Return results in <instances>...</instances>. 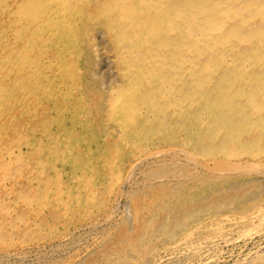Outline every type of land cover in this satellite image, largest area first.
Masks as SVG:
<instances>
[{"label": "bare ground", "instance_id": "1", "mask_svg": "<svg viewBox=\"0 0 264 264\" xmlns=\"http://www.w3.org/2000/svg\"><path fill=\"white\" fill-rule=\"evenodd\" d=\"M47 1L0 5V14L9 13L8 29L0 36L1 68L28 70L32 80L39 73L40 83L52 79L59 91L69 79L64 62L73 54H85L79 46L84 42L115 66L125 84L104 93L102 113L86 126L91 143L77 146L94 159L112 136L122 143L121 152L110 151L100 169V186L110 190L104 206L98 203L100 186L95 181L92 186H76L71 203L59 199L68 182L79 180L78 173L92 180L89 161L80 170L66 159L50 169L36 162L35 176L25 183L30 192L43 182L49 188L50 173L57 174V197L53 195L48 206H62L73 221L87 216L65 238L78 229L92 237L100 223L114 219L90 252L89 264H264V249L245 251L251 242L264 245V0H102L103 6L90 13L53 4L59 0ZM28 23L29 35L40 29L46 36L33 45L42 51V65L30 64L28 45L18 46L21 25ZM108 38H113L115 48L109 47ZM101 67L95 65L93 72ZM12 80L14 92L22 94L24 78ZM1 96L3 106L6 98ZM54 100L45 93L32 107H24L26 120L37 122L36 111L47 112ZM78 107L58 106L48 117L65 118L68 111L75 113L84 105ZM4 111L2 116L10 118L11 109ZM54 123L45 117L44 124L36 126L34 134L42 143L50 138ZM167 152L187 168L162 171L158 177L159 172H153L154 179L142 188L146 194L129 195L136 202L133 224L118 221L116 206L127 188L134 187L133 176ZM15 156L13 149L0 150V164L21 166ZM63 174L69 181L62 185ZM15 178L1 174L0 181L18 183ZM82 195L89 198L86 203L79 199ZM30 203L18 202L11 212L20 208L30 215L18 231L39 234L43 224H32L30 218L43 213H31ZM99 215L95 226L92 220ZM4 234L10 238L12 232ZM227 258L232 261L225 263Z\"/></svg>", "mask_w": 264, "mask_h": 264}, {"label": "rangeland", "instance_id": "2", "mask_svg": "<svg viewBox=\"0 0 264 264\" xmlns=\"http://www.w3.org/2000/svg\"><path fill=\"white\" fill-rule=\"evenodd\" d=\"M25 1L26 0H0V5L4 7H16L24 5ZM49 1L52 0H48L47 2ZM53 4L69 8L73 11L86 9L90 13L91 10H99L104 3L102 0H89L87 3L83 2V0H59V2ZM8 17L9 13L6 15L0 14V36L8 29ZM83 25L85 24L83 23ZM30 29H32V27L29 26V23L28 27L27 24L21 25V41L18 43V46L28 45L31 49L29 52L30 64L38 66L40 63L42 65V61H44V59H42V51L37 50L33 45L43 42L46 36L41 34L40 29H37V31L33 30L29 35L28 31ZM108 40L109 47L115 48L113 38H108ZM68 45L70 48L75 49V46L71 43ZM79 46L80 48L86 49L87 52L81 56L73 54V56H70L67 61L64 62L65 64L63 66L61 65L69 79L62 85L59 91L53 84L52 79H45L43 83H40V77L42 76L39 73L37 77L35 76L36 79L32 80L28 70L25 72V69L10 68V65L5 68H1L0 66V77L4 78V80L0 81V92L3 93L0 95L6 98L3 106H0V150H15V158H20L23 162V164L17 168L10 165L3 167V165L0 164V176L1 174H11L16 177L15 179H19L18 183L13 180V182L9 181L3 184L0 181V264H76L77 262L79 264H89L92 258V251L98 246V241L103 238L104 234L108 233V225L114 222V219H112L109 221L111 224L102 225L100 223L99 226H97V223L101 221V215H99L92 220L94 222L96 221L95 226L98 227L94 228L92 237H88L84 229H78L71 236L65 238V234H69L75 225L85 221L87 216H79L73 221L63 211L62 206H58L55 209H51L48 206L51 197H53V195L57 197L55 193L56 188L54 187L58 179L57 174L54 172L50 173L48 179L51 185L49 188H47V183L45 182L44 184L43 182L38 184L37 187L30 192L25 185V183L27 184L28 178H33L35 176L34 172L37 169L36 162L41 163L44 168L50 169L51 165L57 162L60 166L62 159H66L67 162L75 165L79 170L82 169V166L91 162L90 165L93 167V172H88L89 175H92L91 181L89 176H84V174L81 175V173H78L80 178L77 182H68L69 177L67 174H63V178L61 177L62 185L66 181L71 184L68 188L63 187L59 199L62 202L71 199V203L73 194L77 192L76 186H92L93 181L97 183V186H100V169L102 168L105 157L110 151L121 152L123 149L122 143L114 136H112L100 150H97L94 159H90V156H88L85 151L81 152V150L77 148L80 143H91L92 135L88 133L86 126L90 121L95 120L100 113H102V99L106 92L123 89L125 87L114 65L108 64V62L103 61L98 54L92 53L86 43L80 42ZM19 51L20 49L17 52ZM52 65H54L53 67H57L56 63ZM95 65H102L103 67L98 71L99 75H97L98 72H93V67H95ZM21 77L24 78L21 82L23 83V88H21L22 94H18L14 92L15 84L13 81L15 80L12 79ZM39 78L40 80L37 82ZM7 87L11 90L5 91L6 89L4 88ZM45 93H51L52 96H55V100L51 103L47 112H43L42 110L36 111L38 113L37 122L29 123L25 118L23 108L32 107L37 98ZM78 95L80 102L77 98ZM81 102L84 108L82 110L78 109L75 113H70L76 106L79 105L78 108L82 107ZM58 106L71 110L68 111V115L65 116V118H58L56 116L48 117V112ZM5 109H11L10 118L2 116ZM45 117L54 120L57 124H62V126H54V123L50 138L45 139V143H42L40 138L34 133L38 124H44ZM170 144L176 145V142L171 141ZM164 161H166V163H164L165 165L163 164ZM146 163L143 164L133 176L132 181L134 187L129 186L126 193L124 192V195L122 194L119 200L120 203H117V214H115V217L118 221L122 222L126 220L130 225L133 224L136 202L135 199L129 197V195L134 193H136V196H140L141 193L146 194L142 188L147 184V181H152L154 179L152 177H155L156 173L159 172V174H157L158 177L162 174V171H164L165 174H171L175 170L183 171L187 168V164H185L184 161L174 158L168 152ZM172 164L175 165L174 168ZM182 171H180V173ZM109 192V189L102 186L98 189V203L102 206L108 202ZM27 193H29V195ZM82 194H85V191H83ZM79 199L82 203H86L87 199L89 200V198L84 197V195L80 196ZM29 200L32 201V204H30L34 208L31 209V213H37L36 211H42L41 213H43L41 217L39 216L36 219L34 217L30 218L31 223L37 221L43 224V228L39 229L41 231L39 234L31 231V229L27 231H18V227L23 226V223L27 220L26 218L30 217V215L28 213L26 214V212L20 208L11 212L14 208H17L15 206L18 202H27ZM89 215L91 216V214ZM63 221L66 223L64 228H62ZM36 226V224L33 225V227ZM101 228H104V230ZM96 229L97 231L95 232ZM5 231L12 232V234L9 235L10 238L5 236ZM95 233L99 235L96 236ZM87 237L89 238L88 240ZM258 249H264V245L258 247L255 243L251 242L246 247L245 251L253 253ZM237 251L239 252L240 249H236L235 253ZM82 261L84 262L82 263ZM231 261V258H227L225 263H230Z\"/></svg>", "mask_w": 264, "mask_h": 264}]
</instances>
